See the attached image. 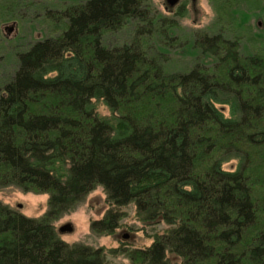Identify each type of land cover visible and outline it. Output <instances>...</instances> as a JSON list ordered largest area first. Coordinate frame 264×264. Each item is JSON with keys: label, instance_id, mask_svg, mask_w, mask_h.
Returning <instances> with one entry per match:
<instances>
[{"label": "trees", "instance_id": "1", "mask_svg": "<svg viewBox=\"0 0 264 264\" xmlns=\"http://www.w3.org/2000/svg\"><path fill=\"white\" fill-rule=\"evenodd\" d=\"M226 3L215 5L219 20L235 18ZM34 5L0 0V12L21 17ZM183 7L170 16L150 0L45 9L56 34L17 51L0 86V187L47 193V209L28 217L0 201V264H112L107 254L131 264H264V49L244 53L239 31L228 35L219 21L179 37ZM127 25L126 41L104 42ZM177 44L195 61L170 70ZM98 185L109 208L92 233L113 232L130 203L139 220L168 227L143 247L62 240L54 221Z\"/></svg>", "mask_w": 264, "mask_h": 264}, {"label": "rangeland", "instance_id": "2", "mask_svg": "<svg viewBox=\"0 0 264 264\" xmlns=\"http://www.w3.org/2000/svg\"><path fill=\"white\" fill-rule=\"evenodd\" d=\"M35 5L23 9V16H10L8 13L0 12V86L12 75L16 65L15 53L27 48L30 43L56 34L53 21L45 14V9H57L64 3L83 0H32ZM220 0H180L176 5L168 9L166 0H150V4L158 14L170 16L183 4L184 15L176 17L179 28L176 34L185 39L192 38L194 32L206 30L211 32L221 25L227 27L228 35L232 31H239L241 35V50L244 53L255 49H264V0H227L225 8L235 9V18L225 16L219 20L216 4ZM248 16L242 21L241 27L237 28V22L242 13ZM8 27H12L9 30ZM130 25L105 35L104 42L108 45L119 44L126 41L130 34ZM194 53V52H193ZM169 59L166 63L170 70H183L195 61V55L188 47L175 45L168 53ZM97 111L101 115H110L108 109L100 102L95 101ZM227 113V109L225 110ZM227 166V165H226ZM47 193H36L23 191L15 186L0 187V201L20 211L28 217H39L47 209ZM20 204V205H19ZM109 208L106 201V194L101 185L89 192L83 202L73 211L63 215L54 221L58 227L64 223H71L72 230L59 232L62 240L73 242H84L95 247L105 246L106 248L116 247L119 241L131 242L135 247L148 246L154 239L156 233H162L168 226L164 221L150 223L138 219L133 203L120 207L124 216L120 226L113 232L97 235L91 231V222L100 219ZM128 234V238L123 235ZM172 261H180V257L168 253ZM108 261L112 264H131L122 255L113 256L107 254Z\"/></svg>", "mask_w": 264, "mask_h": 264}, {"label": "water", "instance_id": "3", "mask_svg": "<svg viewBox=\"0 0 264 264\" xmlns=\"http://www.w3.org/2000/svg\"><path fill=\"white\" fill-rule=\"evenodd\" d=\"M179 2V0H166V3L169 5V6H174V5H176L177 3ZM20 205V204H19ZM72 225H71V223H69V222H67V223H64V224H62V225H60L59 227H58V232H69V231H71L72 230ZM123 237L124 238H128L129 237V235L128 234H124L123 235Z\"/></svg>", "mask_w": 264, "mask_h": 264}, {"label": "flooded vegetation", "instance_id": "4", "mask_svg": "<svg viewBox=\"0 0 264 264\" xmlns=\"http://www.w3.org/2000/svg\"><path fill=\"white\" fill-rule=\"evenodd\" d=\"M180 1V0H179ZM9 28V30H11L12 29V27H8Z\"/></svg>", "mask_w": 264, "mask_h": 264}]
</instances>
